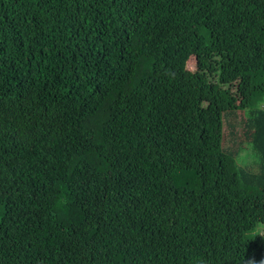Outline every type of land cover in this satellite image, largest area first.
Returning a JSON list of instances; mask_svg holds the SVG:
<instances>
[{
	"label": "trees",
	"instance_id": "1",
	"mask_svg": "<svg viewBox=\"0 0 264 264\" xmlns=\"http://www.w3.org/2000/svg\"><path fill=\"white\" fill-rule=\"evenodd\" d=\"M262 98L264 0H0V264H264Z\"/></svg>",
	"mask_w": 264,
	"mask_h": 264
},
{
	"label": "rangeland",
	"instance_id": "2",
	"mask_svg": "<svg viewBox=\"0 0 264 264\" xmlns=\"http://www.w3.org/2000/svg\"><path fill=\"white\" fill-rule=\"evenodd\" d=\"M187 64H188L189 70H191V71L195 70V66H194L192 61H188ZM252 104L256 107H259V106L264 104V101H260L259 99H255ZM242 117H243L242 110H237L236 115H235V119L239 120ZM246 147L249 149V152L246 153V155L249 156L248 160L243 161V157H241V155H234V156H235V158L239 164H241V165H243V166H245L251 170H255L257 168V160L259 161L258 155L256 154V152L254 150L251 149L249 143L246 145ZM232 149H235V144L232 146Z\"/></svg>",
	"mask_w": 264,
	"mask_h": 264
},
{
	"label": "clouds",
	"instance_id": "3",
	"mask_svg": "<svg viewBox=\"0 0 264 264\" xmlns=\"http://www.w3.org/2000/svg\"><path fill=\"white\" fill-rule=\"evenodd\" d=\"M194 66H195V65H194ZM195 67H196V66H195ZM262 101H263V98H262ZM261 106L264 107V104L261 105ZM261 106H260V107H261ZM238 110H240V109H238ZM242 111H243V110H242ZM256 169H258V167H257ZM256 169H255V170H256Z\"/></svg>",
	"mask_w": 264,
	"mask_h": 264
}]
</instances>
